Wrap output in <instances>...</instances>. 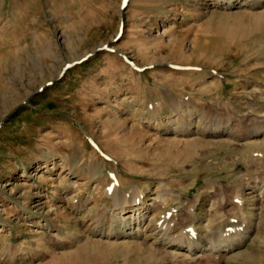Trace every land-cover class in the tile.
<instances>
[{
    "label": "rangeland",
    "instance_id": "rangeland-1",
    "mask_svg": "<svg viewBox=\"0 0 264 264\" xmlns=\"http://www.w3.org/2000/svg\"><path fill=\"white\" fill-rule=\"evenodd\" d=\"M121 5L0 0V264H264V197L251 189L264 190V165L249 162V141L263 143L205 132L261 127L264 9ZM104 45L115 53L62 72ZM114 179L126 201L142 193V239L109 234L133 211L106 192ZM165 214L164 230L191 229L201 247L244 243L222 261L168 249Z\"/></svg>",
    "mask_w": 264,
    "mask_h": 264
},
{
    "label": "bare ground",
    "instance_id": "bare-ground-1",
    "mask_svg": "<svg viewBox=\"0 0 264 264\" xmlns=\"http://www.w3.org/2000/svg\"><path fill=\"white\" fill-rule=\"evenodd\" d=\"M212 4L214 6H216V7H221L223 9L224 8H226V9H232V8H237V9L238 8H240V9L241 8H247V9H250V8H253V9L254 8L264 9V0H212ZM256 117L262 118V117H259V116H254V117H251V119L249 121H254L253 118H256ZM256 121H257L256 122V126L258 124L261 127H257V129H255V130L249 129L250 127H247V128L244 127V131H239V129L236 130L234 128V125H232V124L231 125L230 124H226V127L225 128H223L222 126H220L221 128L205 129V132L206 133H209L210 135H217V136H225V137H228V138H234V139H237L238 141L240 139H242V138L243 139H249V138L260 137V140L263 143L261 146L259 144L254 143L255 141H249V144H250L249 145V150H250V152L251 151H252L251 153L257 152L256 154H254L255 156H251L252 159L249 162L253 161V162H256L258 164H261V166H262V165H264V153L261 150V149H264V125H262V122L264 121V118L261 120V122H259L258 120H256ZM251 124H254V123H251ZM256 126H255V128H256ZM174 129H177V128L175 127ZM257 147H258V149H257ZM255 148L257 150H255ZM257 154L260 155V157H258V156L256 157ZM254 179H255L254 175L245 174V177L244 178H241L239 180H240V182L245 183L246 181H250V180H254ZM112 187H116L117 188V185L116 186H115V184L112 185L110 187V189H109L108 192H110L112 190ZM251 189L254 192H256L257 195L260 196V198H263L264 197V190L263 189H259V188L258 189H255L254 186L251 187ZM112 192H113V190H112ZM114 193H116V192H113L112 195L114 196L113 198H114L116 204L117 203H122L119 206H126L129 203L128 205L130 206L131 209H133V211L128 216L126 214H124V212H121V213H119V218L118 219L115 218L114 220H111L110 223H109L110 224V228L108 229V230H110L109 234L115 235L114 234L115 232L113 231V229L116 226L120 225V227L123 228L122 230L125 229L127 231L128 230L130 231L129 233H127V232L124 233V235L126 237H129L130 239H138V238H141L142 239L143 236L146 233V229L143 226V222L145 221V217H143L142 214H141V209H143V208H141V206H144V204L141 202V198L138 196L137 193H135L136 195H134L133 198H130L131 201L129 202L127 200L128 201L127 202L126 199H125V198H128L127 196L126 197L125 196L123 197L122 195H119V192H117L116 195ZM141 194H139V195H141ZM234 195H235V199H239V203L242 206V204L244 202V198L242 197V194L240 193V191L239 190H236L234 192ZM166 196L167 195H165V197ZM159 197H161V195ZM162 197H164V196H162ZM122 198H124V199L121 202ZM241 206H239L240 207V211L242 213L240 215V218H241V220L244 221L246 218H245V214L243 213V206L242 207ZM223 207H224V205H223ZM122 211H124V208L122 209ZM124 215L126 217H123ZM122 217H123V219H122ZM190 218H192V215H191ZM138 219H140V221ZM241 222L242 221H240L239 223H241ZM191 223H193V222H191ZM164 225L162 227H164ZM215 225H217V224H215ZM218 226H219V224H218ZM162 227L160 225H158L156 229L158 230V232H157L158 235L161 236L160 237L161 238L160 243L162 245H164L166 248H168V249L171 248V249H174V250L175 249H185L191 255L196 254L198 252H200V253H202V254H204L206 256L209 254L215 260H217V261H222L226 257V254H228L232 249L238 248L240 245H242V243H244V241H242V240H240V241H238V240L237 241L229 240V241L225 242V244L223 243V245L220 244V246H213V245H210L209 246L208 245L207 247H201L200 246V243H199V242H201V237L199 235L194 234L195 237H191V236H189V233H187L186 232V229H185V233L180 232V233H182L181 235H183L181 237V236H178L176 234V231L171 232L172 230L170 231V228L169 227H167L168 230H169V232L166 231L167 229L164 230V228H162ZM231 227H235V226H231ZM205 228L208 229V230L210 229L209 228V225H207V224H205ZM230 230H233V229H230ZM238 234L240 235V233H238Z\"/></svg>",
    "mask_w": 264,
    "mask_h": 264
}]
</instances>
